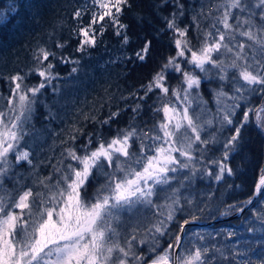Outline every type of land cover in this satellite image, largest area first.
<instances>
[{
	"label": "trees",
	"instance_id": "obj_1",
	"mask_svg": "<svg viewBox=\"0 0 264 264\" xmlns=\"http://www.w3.org/2000/svg\"><path fill=\"white\" fill-rule=\"evenodd\" d=\"M131 2L133 4L131 11L126 10L125 15L121 17L122 23L129 26L126 32L127 44L116 35V27L105 18L102 22L103 35H98L96 47L79 52L78 41L82 37L78 34V29L88 24L91 12L96 10L91 0H0V110L7 111L8 108L6 98L12 89L8 77L17 72L24 75L29 73L30 69L45 67L49 62L55 65L53 73H59L58 78L52 80L51 85L37 96L29 123L25 125L28 134L18 145V151H28L31 154L32 163L17 162L13 154L10 156V165L3 178V188L11 193L13 198L29 187L34 193L45 191L39 185V180L46 177H51L46 183L54 185L61 176L57 169L66 170L68 164L76 163L67 156L66 150L75 148L78 154H82L80 146L87 142L89 135L95 139L99 134L108 140L118 132L135 128L137 137H133L132 148L129 151L138 152L140 143L138 137L144 132L151 135L150 130L162 118V113L154 112L159 106L157 97L160 93H149L145 97L143 86L147 85L152 76L166 63V58L174 54L172 32L166 28L165 17L171 19L172 14L176 13L177 24L189 29L188 38L195 46H199L196 37L199 35L202 39L204 31H212L215 34V29L212 28L214 23L216 28L221 29L223 26L217 20L221 15V11L217 9L224 0H131ZM242 3L246 6L245 11L233 9L234 18L229 23L237 27L236 41L245 43V53L249 57V63H252L253 56L258 60L264 57L261 56L258 45H254L247 37L239 36V31L247 30L248 25L241 23L237 26L236 19L241 22L249 19L253 25L259 27L264 23L261 20L264 4H261L260 0H242ZM178 4L183 5V8H178ZM11 5L15 7L9 11ZM77 10L82 11L81 19L74 17ZM180 12H183V15H180ZM94 27L99 32L101 25L97 24ZM146 39L152 41V47L148 58L139 61L135 53L143 47ZM58 44H63L64 47L60 48ZM249 45L253 47H248ZM41 48L55 53V56H50L48 61L38 64L33 57ZM61 58L79 61V64L62 63ZM213 58L216 59L217 56L214 54ZM219 59L228 64L232 56L221 55ZM73 67H77L78 71L70 77L69 73ZM187 67L191 69V66ZM229 71V79L224 82L219 80L218 70H210L209 79H205L203 73L197 70L202 79L199 89L201 99L200 101L194 99L192 108L197 112L203 109L199 123L212 121L211 125L204 124L201 138L207 140L210 136H215L218 142L207 146L197 142L193 149L197 152L193 155L195 174L193 175L190 169L180 170L172 174L176 179L170 186L168 185L169 187L159 186L160 193L156 190L158 198L156 195L153 202L155 205H165L171 203L168 197L172 194V189L179 187L180 203L184 206L182 211H176L172 221H167V231L163 235H155V240L158 241L157 253L169 243L175 242L174 236L178 234L179 226L184 219H190L191 211L196 205L204 207L203 212L196 211V220L211 221L225 213L231 214L254 194L258 173L264 165V129L258 126L254 113L250 114V122L242 130V147L231 153L226 161L233 170L232 175L225 173L223 179L219 181L215 179L218 165L212 161L223 158L222 145L229 135L227 129L219 131L220 113L217 109L221 105L217 104L215 94L222 87L228 96L236 95L233 88L237 85L232 81L234 70ZM166 74L165 85L169 87L170 93L174 86L182 87L180 73L167 69ZM41 79L43 78H39L35 73L29 74L24 80V85L33 87ZM53 89L59 91L54 92ZM242 95L246 99L239 101L241 107L236 110L234 120L248 108L259 109L264 106V92L245 91ZM171 99L176 102L174 97ZM137 105H140V108L133 111ZM112 112H119L120 115L108 124L102 125L100 122L107 120ZM85 115L89 118L85 119ZM92 117H95V120H92ZM74 127L81 131H74ZM72 135L77 137L75 141L70 139ZM144 143L149 144L151 141L145 140ZM92 147H95V143ZM209 171L211 175L207 174ZM185 176L191 178L184 179ZM102 183H104L102 176L91 180L87 187L89 197ZM186 198L192 200L191 206L186 203ZM136 208L135 212L123 210L120 214V243L123 245L126 238H131V227L138 224L136 240L133 241L134 250L138 254L152 257L156 253L149 252V247L154 237L148 229L157 219H164V216H161L155 207L142 205ZM160 211L166 212V208H161ZM262 214L264 197L259 198L254 210L245 219L210 229H188L183 246L209 247L211 264H264ZM228 233L233 235L229 236ZM200 236L203 239H200ZM139 240H144L145 243L139 244ZM214 249H220L224 255L214 254Z\"/></svg>",
	"mask_w": 264,
	"mask_h": 264
},
{
	"label": "snow or ice",
	"instance_id": "obj_2",
	"mask_svg": "<svg viewBox=\"0 0 264 264\" xmlns=\"http://www.w3.org/2000/svg\"><path fill=\"white\" fill-rule=\"evenodd\" d=\"M91 3L96 6V10L91 12L88 24L78 29L82 39L78 41L77 51L85 52L88 48L96 47L98 35H103L102 22L105 18L116 27V35L127 44L126 32L129 26L122 23L121 17L125 15L126 10L131 11V0H91ZM260 3L264 4V0H260ZM14 7L15 5L9 6V11ZM177 7L183 8V5L178 4ZM245 8L242 0H224L217 9L221 11L217 20L229 31L226 33L216 28L214 23L212 28L215 29V34L212 31H204L202 39L199 35L196 37L199 46L193 45L188 38L189 29L177 24L176 13L172 14L171 19L165 17L166 28L172 32L174 54L166 58V63L152 76L148 84L143 86L145 97L149 93H160L157 97L159 106L154 112L162 113V118L150 130L151 135L144 132L138 137V152L129 151L133 137H137L135 128L118 132L108 140L99 134L95 139L89 135L87 142L80 146L82 154H78L75 148L66 150L67 156L76 163L68 164L66 170L58 168L61 176L54 185L46 183V180H51V177H46L39 180V185L45 191L34 193L29 187L15 198L3 188L7 158L9 154H13L17 162L32 163L31 154L28 151H18V145L28 134L25 125L29 123L37 96L51 85L52 80L58 78L59 73H53L55 65L49 62L45 67L30 69L29 73L24 75L17 72L8 77L12 85L11 93L6 98L8 108L7 111L0 110V264H211L209 247L193 245L182 248L181 245V234H187L184 225L197 219L196 211H204V207L200 205L192 209L190 219L183 220L178 234L174 236L175 242L169 243L161 252H156L158 241L155 240V235H163L167 231V221H172L176 211H182L184 206L180 203L179 187L172 189V194L168 197L171 203L155 205L152 198L156 195L158 186L171 185L176 179L173 173L190 169L191 173L195 174V166L192 163L195 159L192 155L194 144L198 142L207 146L218 142L215 136H210L207 140L201 138L204 124L211 125L212 121L199 123L203 109L197 112L192 108L193 100L201 99L199 89L202 79L197 70L203 73L205 79L210 78V70H218L219 80L226 81L229 79L228 71L232 69V81L237 85L233 88L236 95L228 96L222 87L215 94L217 104L221 105L217 109L220 113L219 131L227 129L229 132L222 145L223 158L212 161L218 165L215 175L217 181L223 179L225 173L232 175L233 170L226 161L231 153L242 147V130L250 122V114H255L258 126L264 129V106L259 109L248 108L241 112L237 120L233 119L236 110L241 107L239 101L246 99L242 95L243 92H264V59L258 60L253 56L252 63H249V57L245 53L246 45L236 41L237 27L229 23L234 18L233 9L244 12ZM180 15H183V12H180ZM74 17L81 19L82 11L77 10ZM261 20L264 21V13ZM241 23L248 25V28L239 31V36L247 37L254 45H258L260 54L264 57V23L256 27L249 19L241 22L237 18L236 25ZM97 24L101 25L99 32L94 27ZM57 46L64 47L63 44ZM151 47L152 41L146 39L143 47L135 53L136 58L145 61ZM214 54L216 59L213 58ZM228 54H231L232 59L230 63L225 64L219 56ZM50 56L54 57L55 53L41 48L33 58L38 64H43ZM61 62L79 64V61L64 58H61ZM187 66H191V69ZM167 69L180 73L182 78V87L172 89L171 93L169 87L165 86ZM77 71L78 68L73 67L69 76ZM32 73L43 79L37 85L27 87L24 80ZM53 91L58 92L59 89ZM171 97L175 98V103ZM227 99H231L232 104H226ZM139 108L140 105H137L133 111ZM119 115V112H112L107 120L100 123L108 124ZM84 118L89 117L85 115ZM91 119L95 120V117ZM73 130L81 131L75 127ZM70 139L75 141L77 137L72 135ZM145 140L151 143L145 144ZM94 143L95 147H92ZM207 174L211 175V172ZM98 176L104 177V183L89 197L87 187L91 180ZM182 186L183 181L180 183V187ZM253 191L255 195L264 197V169L259 171ZM186 203L191 206L193 202L186 198ZM252 203L253 200L249 198L243 202V206L235 210L242 213L245 206ZM137 205L155 207L159 214L164 216V219H157L148 229L154 237L149 247V252L156 253L152 257L138 254L134 250L133 241L136 240L138 224L132 225L131 238H126L123 245L120 243L119 213L121 210L130 211ZM161 208H166V212H161ZM261 219H264V214ZM199 238L203 239L202 236ZM138 243L144 244L145 241L139 240ZM216 253L224 255L220 249H214V254Z\"/></svg>",
	"mask_w": 264,
	"mask_h": 264
},
{
	"label": "bare ground",
	"instance_id": "obj_3",
	"mask_svg": "<svg viewBox=\"0 0 264 264\" xmlns=\"http://www.w3.org/2000/svg\"><path fill=\"white\" fill-rule=\"evenodd\" d=\"M262 169H264V165H263V168ZM253 197H254V195L251 197V199L253 200ZM257 202L258 201H256L251 207H250V209H249V207L247 208V206H245V208H246V210L244 209V212H238V211H236V210H234L231 214H229L228 215V213L227 214H223V215H221V216H219V217H217V218H215V219H213V220H211V221H205V220H195V221H193V222H191V223H200V224H210V225H212V226H208V227H196V226H192V225H190L189 227H188V229H191V228H204V229H210V228H212V227H218V226H221L222 224H226V223H230V222H232V221H237V220H242V219H245V218H247L248 216H249V214H250V212H252L253 210H254V208H255V206H256V204H257ZM241 206H243V203L240 205V206H238V207H241ZM237 207V208H238ZM237 214H240L237 218H236V220H231V221H227V218L228 217H230L231 215H237ZM190 223V224H191Z\"/></svg>",
	"mask_w": 264,
	"mask_h": 264
},
{
	"label": "water",
	"instance_id": "obj_4",
	"mask_svg": "<svg viewBox=\"0 0 264 264\" xmlns=\"http://www.w3.org/2000/svg\"><path fill=\"white\" fill-rule=\"evenodd\" d=\"M258 198H259V196H257V195H254V197H253V203L251 204V205H248L247 206V208L249 207V209H250V207L258 200ZM245 210H246V208H245ZM240 214H237V215H231L230 217H228L227 218V221H231V220H236V218L239 216ZM190 225H192V226H196V227H208V226H212V225H210V224H200V223H191V224H187V225H184V228H185V231H186V233H187V229H188V227L190 226ZM185 237H186V235L185 234H181V245H183V242H184V240H185ZM177 251H180V249H177Z\"/></svg>",
	"mask_w": 264,
	"mask_h": 264
},
{
	"label": "rangeland",
	"instance_id": "obj_5",
	"mask_svg": "<svg viewBox=\"0 0 264 264\" xmlns=\"http://www.w3.org/2000/svg\"><path fill=\"white\" fill-rule=\"evenodd\" d=\"M220 30L225 31L226 33L229 31V30H227V29H224L223 26L221 27ZM230 72H231V70L229 71V73H230ZM181 79H182V78H181ZM224 82H225V81H224ZM165 86H166V85H165ZM167 87H168V86H167ZM178 87H180V86H174L173 89L178 88ZM226 104H230V99H227V100H226ZM262 115H264V114H262ZM233 118H234V117H233ZM194 146H195V144L193 145V149H194ZM195 153H197V152H195V151L193 150L192 155H194ZM10 156H11V154H9V156H8V158H7V159H8V164H7V166H6L7 169H8V167H9V165H10ZM177 156H178V154H177ZM179 158H180L182 161L184 160L183 157H179ZM192 163L194 164V162H192ZM163 186H168V185H163ZM158 187H159V186H158ZM158 187H157V189H156L157 192H159ZM168 187H169V186H168ZM163 188H165V187H163ZM159 193H160V192H159ZM156 195H157V198H158V193H156ZM156 195L153 196V198H152L153 200H154V198L156 197ZM154 204H155V203H154ZM165 204H166V203H165ZM141 206H142V205H139V206H136V207H139V208H140ZM136 207H135L134 209L130 210V211L135 212V211L137 210ZM153 208H154V207H153ZM121 213H123V210L120 211L119 216H120Z\"/></svg>",
	"mask_w": 264,
	"mask_h": 264
}]
</instances>
